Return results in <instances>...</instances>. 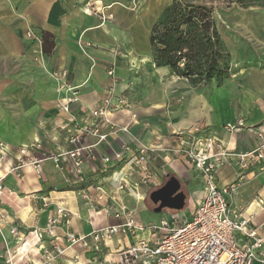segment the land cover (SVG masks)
Instances as JSON below:
<instances>
[{"label":"crops","instance_id":"0c3cea01","mask_svg":"<svg viewBox=\"0 0 264 264\" xmlns=\"http://www.w3.org/2000/svg\"><path fill=\"white\" fill-rule=\"evenodd\" d=\"M101 1L102 13L91 15L86 13L85 6L92 0H0V106L5 103L7 123L3 126L5 131L0 132V143L8 152L7 158L0 160V180L5 187L0 199V230L7 239L6 244L0 232V263L9 259L8 249L17 264H46L45 249L51 248L52 237L43 233L40 241L29 233L45 229L60 205L72 214L70 231L87 235L118 224L114 213L121 204L136 211L140 223L147 225L141 213L148 209L150 194L171 178L179 181L180 191L185 194L184 186L190 194V190L196 189L192 188L193 183L200 181L195 190H199L195 195L200 198L203 178L187 165L183 152L187 148L179 144L183 137L178 134L183 133L185 138L189 131L198 130L196 137H216L229 151L218 170V185L236 183L240 174L236 155L253 150L257 130L264 127V9L246 11L256 17L237 19L239 22L230 24L234 28L231 32L225 28L222 33L217 25L231 54L232 75L224 84L213 81L202 90L194 88L187 79L173 76L167 68L154 65L148 39L150 17L139 16L136 10L120 4L111 6ZM29 32L41 40L46 33L52 35L55 44L52 54H44L42 44L28 38ZM38 53L49 58L51 64L49 61L44 66L37 61ZM145 58L150 63H143ZM111 68L117 79L114 93L129 101L128 107L114 112L112 120L130 125V135H112L95 150L96 158L83 168L87 182L70 186L67 176L48 158L40 175L30 165L12 171L19 164L24 146L29 148L27 161L67 150L66 132L62 128L71 119L81 121L87 109L97 107L107 97L115 83L108 74ZM30 75L35 76L33 93L28 86ZM168 75L173 81L165 80ZM70 88L76 91L78 101L64 112L60 104L62 99L72 96ZM35 121L38 124L31 123ZM9 122L18 124L13 126ZM238 123L239 129L232 132L226 129L228 124ZM130 137L135 138L134 144L138 141L161 147L150 163L156 177L150 188L138 186L137 175L126 179L129 190L119 192L116 184L121 173L130 168L115 165L114 157L123 151ZM93 141L91 136L86 139L87 143ZM103 157L112 159V167L108 174L95 173L103 168ZM188 199L190 195L186 194L181 213L188 208ZM260 199H264V170L254 167L245 173L229 203L245 217L253 214L264 236V209L257 205ZM154 206L151 212L175 211L157 212L159 206ZM195 207L194 202L185 215L190 216ZM162 216H157L156 221ZM13 228L19 229L16 237L11 234ZM65 229L60 227L56 233L61 236ZM148 234L140 231L137 237ZM134 241L132 237L118 236L99 253L70 249L52 264H118L115 251L131 246ZM20 257L23 259L19 260Z\"/></svg>","mask_w":264,"mask_h":264},{"label":"built area","instance_id":"2783aa9c","mask_svg":"<svg viewBox=\"0 0 264 264\" xmlns=\"http://www.w3.org/2000/svg\"><path fill=\"white\" fill-rule=\"evenodd\" d=\"M93 1V0H92ZM101 1V0H100ZM102 2V1H101ZM98 0L85 6L87 14H101ZM103 20L105 19L102 15ZM29 39H34L39 45L42 40L32 33H28ZM108 74L114 78L115 83L97 107L85 111L81 121L71 119L62 129L66 132L67 150L50 153L40 158L25 159L28 155L27 146L22 147L19 164L12 168L18 171L26 165L33 167L40 175L42 164L48 158L66 176L70 186L83 185L87 182L84 174V165L96 158L95 150L109 141L110 136L118 133L130 135V125H119L112 120L114 112L129 106L128 98L117 96L114 86L117 83L115 70L109 69ZM72 96L62 99L60 109L64 112L70 110V106L78 101L74 89H68ZM137 118L136 115L133 116ZM240 123L228 124V131H235ZM196 132L189 131V136L180 137L179 144L187 158V165L196 169L204 181V190L200 198L195 201L196 207L190 216L182 215L180 211H170L155 222L142 225L137 213L126 204L119 205L114 218L119 221L116 225L104 227L87 235H79L70 231L72 214L60 205L54 215L48 220L45 229H34L29 235L41 241L43 233L52 237L51 248L45 249L46 264L63 258L70 249L81 248L85 253H99L109 246L116 237H132L135 241L131 246L115 251L118 256V264H264V236L260 234V226L254 222L253 214L245 217L242 213L234 211L229 203L231 194L238 190L245 178V173L254 167L264 170V127H260L256 133L257 144L253 150L237 154V163L240 167L238 181L232 185L220 187L217 182L219 168L224 164L228 149L216 137H196ZM94 138L92 143L86 139ZM130 137L123 151L116 154L114 164L129 166V170L121 173L122 177L117 182L119 192L129 190L126 179L139 176L138 186L150 188L156 174L150 163L152 157L160 151L159 145H143ZM7 149L0 143V160L7 158ZM103 168L95 173L108 174L112 167V159L103 157ZM114 172L112 173V175ZM91 186V185H90ZM103 192L101 188H97ZM5 187L0 180V199ZM86 199L90 200L87 195ZM115 200V198H113ZM116 202V200H115ZM257 205L264 209V199H260ZM66 227L67 230L61 236L56 232L58 228ZM149 233L147 237L138 238L139 232ZM4 242L7 239L0 230ZM13 236L19 235V229L11 230ZM20 241L23 238H19ZM9 259L0 264H17L7 249ZM79 257L77 256L76 259ZM23 258L20 257L19 260ZM34 264V263H30Z\"/></svg>","mask_w":264,"mask_h":264},{"label":"trees","instance_id":"16d2710c","mask_svg":"<svg viewBox=\"0 0 264 264\" xmlns=\"http://www.w3.org/2000/svg\"><path fill=\"white\" fill-rule=\"evenodd\" d=\"M223 11L264 9V0H225ZM225 5V3L223 4ZM217 8L195 0H172L155 22L149 42L154 65L199 87L224 84L233 65L215 19ZM44 54H52L53 36H42ZM149 200V199H148Z\"/></svg>","mask_w":264,"mask_h":264},{"label":"rangeland","instance_id":"374dc122","mask_svg":"<svg viewBox=\"0 0 264 264\" xmlns=\"http://www.w3.org/2000/svg\"><path fill=\"white\" fill-rule=\"evenodd\" d=\"M100 1V0H98ZM137 1V2H136ZM148 3L144 2L142 3L143 5L145 4V6L138 5L139 1L138 0H104L105 3L110 4L111 6L113 4H120L122 5L124 8L129 9L131 11H135L138 12L139 16H148V18L150 19V22L148 23V39H149V35L150 32L155 24V22L157 21V19L159 18V16L161 15V13L163 12L162 10H164L171 2L172 0H147ZM197 2L200 3H206L207 5H211L217 8V11L215 13V19H216V23L217 25H220V27L222 28V33H224V29L227 28V30L229 32H231V30H234V28H232V26L230 24L237 23L239 22L237 19H241L242 17H249L251 18H255V14L253 15L252 12H246V11H242L240 9H234L232 11H223V7H228L226 5V2H224L225 0H195ZM90 2V1H88ZM94 2V0L92 1ZM225 3V5H223ZM145 7V8H144ZM31 33V32H29ZM39 54V58H37V61L41 62L42 65L47 66L49 64V58H47L43 53H38ZM51 64V61H50ZM51 73V72H50ZM52 74V73H51ZM53 75V74H52ZM35 76L30 75L29 76V83L28 86L30 92L33 93L32 87L36 86V82L34 80ZM166 81H173V78L171 75H168L165 77ZM33 81V82H32ZM193 85V84H192ZM209 84H205L203 86H199L196 87L193 85L194 88L196 89H202L205 90L206 87H208ZM15 107V106H14ZM4 110H5V103L2 102V105L0 106V132L3 133V131H5V129L3 128L4 124H7L6 121H4V119H6V115L4 114ZM10 123V122H9ZM32 124H38V122H31ZM16 126V124L18 123H10V125ZM201 182L199 181L198 184H200ZM197 183H193L192 188L198 189L199 185ZM195 189V190H196ZM183 190H185L187 196L190 195V200L188 199V208L186 209L185 212H188L191 210L194 202L196 201L197 195H195L198 192L195 191L194 189H192V191L190 190V194L188 191V188L186 186H184ZM194 191V192H193ZM185 194V195H186ZM192 198V200H191ZM192 204V205H191ZM190 205V206H189ZM156 207L154 206L153 202H151L150 200H148V209L144 212L141 213L142 215V219L143 221H145V224H148L149 222H155L156 221V217L159 216L160 214L165 215L166 213H156V212H151V210ZM182 212V211H180ZM184 213H181L182 215H185Z\"/></svg>","mask_w":264,"mask_h":264},{"label":"water","instance_id":"95a60500","mask_svg":"<svg viewBox=\"0 0 264 264\" xmlns=\"http://www.w3.org/2000/svg\"><path fill=\"white\" fill-rule=\"evenodd\" d=\"M181 185L176 178H171L163 187L150 194V200L158 205L157 212L164 209L181 211L186 205V195L180 191Z\"/></svg>","mask_w":264,"mask_h":264},{"label":"bare ground","instance_id":"6f19581e","mask_svg":"<svg viewBox=\"0 0 264 264\" xmlns=\"http://www.w3.org/2000/svg\"><path fill=\"white\" fill-rule=\"evenodd\" d=\"M139 2V4H142V3H148V1L147 0H138ZM137 2V1H136ZM138 4V5H139ZM97 5H98V8H99V11H103V7H102V2L101 1H98V3H97ZM143 5V4H142ZM145 6V5H144ZM145 8V7H144ZM86 10V9H85ZM146 18H148V16H146ZM84 22H86V21H84ZM85 28V27H84ZM79 35V34H78ZM79 37V36H78ZM142 62V61H141ZM143 63H150V60L148 59V58H145L144 60H143ZM151 71V70H150Z\"/></svg>","mask_w":264,"mask_h":264}]
</instances>
